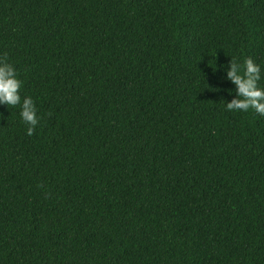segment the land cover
Segmentation results:
<instances>
[{"label": "trees", "instance_id": "16d2710c", "mask_svg": "<svg viewBox=\"0 0 264 264\" xmlns=\"http://www.w3.org/2000/svg\"><path fill=\"white\" fill-rule=\"evenodd\" d=\"M264 0H0V264H264ZM264 87V79L260 82Z\"/></svg>", "mask_w": 264, "mask_h": 264}, {"label": "clouds", "instance_id": "9594fccd", "mask_svg": "<svg viewBox=\"0 0 264 264\" xmlns=\"http://www.w3.org/2000/svg\"><path fill=\"white\" fill-rule=\"evenodd\" d=\"M227 81L235 85L234 98L227 102L226 110L243 111L254 109L264 116V87L260 81L264 79V69L251 57L244 60L243 65L230 59L226 66ZM23 81L18 78L14 65L6 58H0V106H20V117L26 126V134L32 136L39 124L38 109L30 96L23 99L20 89Z\"/></svg>", "mask_w": 264, "mask_h": 264}]
</instances>
